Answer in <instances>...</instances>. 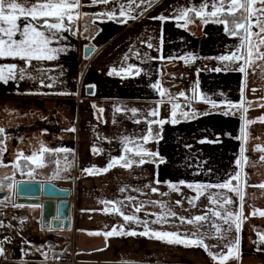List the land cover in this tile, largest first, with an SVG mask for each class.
Wrapping results in <instances>:
<instances>
[{"label":"crops","instance_id":"0c3cea01","mask_svg":"<svg viewBox=\"0 0 264 264\" xmlns=\"http://www.w3.org/2000/svg\"><path fill=\"white\" fill-rule=\"evenodd\" d=\"M229 3L224 0L225 8ZM79 4L72 11L75 18L68 21L65 17V30L49 45L64 49L54 53L56 59L28 62L0 58L6 76V66L16 65V79L0 81V127L5 129L0 133V177L17 171L28 176L23 178L26 180L49 179L71 189L78 217L73 250L82 261L219 264L198 246L168 244L150 236L106 240L103 234H89L114 227L120 230L121 225L124 231L145 230L143 223L129 224L113 211L119 208L125 215L148 221L147 227L153 231L177 232L192 239L197 238L191 235L196 232L206 244L216 245L209 249L213 254L239 236L238 258H230L225 264H264V250L256 246L264 244L258 235L264 234V217L259 215L264 211V189L253 187L264 183V161L260 160L264 155L260 150L264 149V61L256 60L250 68L245 65V74L235 70L243 61L218 59L238 49L246 55V49L240 48L243 33L234 36L226 30L227 25L216 22L223 20L218 14L224 11L211 15L213 5L220 7L219 0H109L108 4L79 0ZM185 10H195L187 12L186 26L183 18L176 19ZM120 11L125 15L120 16ZM197 11L201 15L197 16ZM102 13H115V17L98 15ZM161 16L165 19H158ZM29 21H18L21 29ZM41 30L49 35L48 29ZM15 39L22 37L18 33ZM85 45L94 47L88 57L83 56ZM259 50L264 52V46ZM187 65L196 76L195 92L180 86ZM217 68L222 70L217 72ZM21 74L24 79H20ZM89 85L92 91L87 93ZM242 100L243 108H228L229 102L239 104ZM153 111L157 115L152 116ZM225 111L230 114L224 115ZM161 120L163 124L152 123ZM246 121L254 123L248 124L244 138L241 129ZM73 128L75 131H69ZM149 129L151 135L145 142L143 137L148 136ZM42 146L50 151L41 153ZM58 148L71 151H51ZM137 151L157 155H136ZM26 157H33L28 161L35 169L19 172V160ZM141 159L146 162L140 164ZM114 160L120 162L107 172L90 175L84 171L104 169ZM126 162L132 166H122ZM237 173L239 179L232 184L240 185L243 201L228 189L195 187L224 183ZM70 174L71 180L63 183ZM224 197L234 203L225 204ZM106 207L107 213L103 211ZM137 207L140 212L135 211ZM216 211L222 215L242 212L241 231L237 233L233 226L221 233L224 239L220 240L213 225L222 230L229 225L213 215ZM199 215L208 217L202 226L181 220ZM48 230L61 235L46 247L49 259L60 257L71 246L70 231ZM11 244L12 260L5 263L22 262L13 256Z\"/></svg>","mask_w":264,"mask_h":264},{"label":"snow or ice","instance_id":"6c2138e0","mask_svg":"<svg viewBox=\"0 0 264 264\" xmlns=\"http://www.w3.org/2000/svg\"><path fill=\"white\" fill-rule=\"evenodd\" d=\"M93 4L96 3H103L108 4L109 0H92ZM220 7L217 8L215 5H213V8L215 9L213 12H211L212 16H217L219 12H226L227 15H230L234 17L232 24L233 28L230 29V34L232 35H238L237 30H242L243 32V38L240 45L241 49H246V55L243 53H240V49L237 50V52H233L230 55H225L218 57L221 61H229V62H237V61H243V64L238 68L235 69L241 73L247 74V68L245 65H247L248 68H250L253 64L256 63V60L264 61V52H261L259 49L261 46H264V0H230V3L227 5V8H225L224 0H219ZM259 4L260 7H256V5ZM80 6L79 0H0V58L2 57H13V58H19L21 60H26L28 62H31L32 60L37 61H43V60H54L56 59V56L54 55L57 51H64V49H54L49 47V45L52 43V40L56 38L57 34L61 30H65V17H67L68 21H72L75 17L72 15V11L74 9H78ZM202 7H206L202 6ZM188 11H195V10H185L184 12H181L179 16L176 17L177 20L184 19L185 20V26L187 23V12ZM240 13L239 17L236 18V14ZM120 16H124L125 12L120 11ZM79 13L77 12V16ZM98 15H108L109 18H114L115 13H102ZM196 15H201V12L197 11ZM29 18L31 20L29 21ZM253 18H255V21L253 22ZM21 19L25 21H29L27 24L23 26L21 29L20 24L18 21ZM158 19L164 20L165 17H158ZM42 20V23L40 21ZM51 21V22H50ZM125 22V21H122ZM207 22V21H205ZM216 22L222 23L227 25V20H217ZM256 27L258 28L257 32H253L252 28ZM41 28H46L49 30V35L45 34V31H42ZM228 30V29H226ZM22 37V39H15L17 34ZM255 38V42L253 40ZM148 47H152L151 44L148 45ZM239 53V54H238ZM255 55V59H253ZM181 59L185 60V62H189L187 58L181 57ZM227 67V65H225ZM5 66H0V81L7 82L8 79H16V65H7V76L4 72ZM131 68V66H130ZM221 68L215 69V71L219 72L221 71ZM264 71V69H262ZM21 73H23V70H21ZM113 72H109V75H112ZM139 71L136 72V75H139ZM20 79H24L23 74H21ZM50 86V85H49ZM153 87H158V85H153ZM195 92V89L193 90ZM255 91V90H254ZM66 94V93H62ZM181 96H184V93H180ZM205 102H210L207 98H204ZM213 108H216L217 105L215 101H211ZM179 105H173V108H178ZM244 102L243 100L239 104H232L229 102L228 108H243ZM264 107V105H262ZM247 111V109H244ZM102 111V110H101ZM135 111V110H133ZM208 113H204V115H207ZM224 115H229L230 113L228 111H225L223 113ZM152 116L157 115L155 111L151 113ZM173 116H175V112L172 113ZM185 117H187L188 113L183 114ZM262 121H264V118H261ZM173 123H176L177 121L173 120ZM152 123H159L163 124L164 121H153ZM254 123V121H246L244 126L242 127L241 131L243 133V137L246 138L247 133L245 129L247 128L248 124ZM69 131H75V129H69ZM5 129L0 127V133H4ZM151 135V129H149L148 136L143 137L144 141L146 142ZM241 137H238L240 139ZM203 142V141H202ZM257 149H260V146L257 145ZM264 151V149H260ZM50 151L47 148H44L43 146L40 149V152H47ZM51 151L55 152H69L70 149L66 148H58ZM95 151V149H94ZM129 151H131L129 149ZM244 153V148H241V155ZM136 155H150V156H156L157 153H151V152H141L137 151ZM27 160H32L33 157H26ZM120 159H124L121 157ZM245 161L247 158H244ZM260 160L264 161V155L260 156ZM36 163H40L39 160L35 161ZM119 160H114L111 163H109L108 167L101 169V170H94V169H85L84 171L87 172L90 175L97 174L98 171L107 172L110 168L114 167L116 164H118ZM146 161L141 159L139 161L140 164H144ZM161 163H163V160H161ZM239 164L240 161H237ZM122 166L124 167H131V162H126ZM239 173L232 176L229 180H227L224 183L216 184V185H196L195 187L197 189L204 188V187H215L219 189H228L231 192L236 193L240 200H244V195L241 191L240 185L236 184L233 186L232 181L239 179ZM180 184H184V181H180ZM171 188L176 189L177 185L171 184ZM189 188L193 187V185L189 184ZM253 187H259L260 189H264V183H261L258 186ZM153 192L157 191V189L153 188ZM166 195V194H165ZM217 201L214 199L212 203H216ZM102 203L105 204H113L114 202L111 201H102ZM179 203V202H177ZM224 203L225 204H233L234 201L232 199H229L227 197H224ZM104 212H108L109 209L106 207L103 209ZM114 212L119 213L123 220L131 223H143L145 226V230L142 232L137 233L136 231H124V226H120V230H117V228H112L111 231L105 232V233H89L90 235H101L103 234L105 236V239L107 240L109 237L113 236H150L157 240L165 241L168 244H181L185 246H198L202 247L205 251L208 252V255L214 260H218L219 264H225L226 261H228L230 258H238L239 253V246H240V238L239 236L235 237L229 244H225L222 246L221 251L218 253L213 254L209 249L212 247H216V245H209L204 242V239L197 235L196 232H193L191 235L195 236L197 238L192 239L189 237H182L181 234L177 232H160V231H153L147 227L148 221L141 222L138 217L135 215H125L119 208H114ZM136 212H140L141 208L137 207L135 209ZM256 211H253L252 215H255ZM171 215L175 216V213H171ZM214 216L220 217L221 220L224 221L225 224H228L229 227L227 229H223L219 225H213V228L215 232L218 234V238L220 240L224 239V235L221 233H227L231 230V228L234 226L235 231L239 233L241 231V223L243 219V214L241 213H233L231 211L226 212V214H221V212L216 211L213 213ZM259 215L264 217V211H260ZM208 219L207 215H199L195 216L193 218L187 219L184 221V218H181L182 222H186L189 225L197 224L202 226V222L206 221ZM159 222V220L154 221ZM210 235V234H207ZM260 243H264V234H258ZM3 253V248L0 247V254Z\"/></svg>","mask_w":264,"mask_h":264},{"label":"rangeland","instance_id":"374dc122","mask_svg":"<svg viewBox=\"0 0 264 264\" xmlns=\"http://www.w3.org/2000/svg\"><path fill=\"white\" fill-rule=\"evenodd\" d=\"M65 81L66 77L63 82L64 84L66 83ZM57 83L62 84V82ZM17 170L21 172L18 168ZM16 172L17 171H12L10 173L11 178L7 186H4L3 178L7 177L8 174L2 178L0 177V189L3 188L9 191L5 197L0 199V241L4 238L13 243V256L21 259L22 262L5 264H37L34 260H47L51 257V255L47 253L46 247L53 244L51 240H54L58 233H55V230L49 231L41 227L40 210L39 206H36L37 204L18 203L15 200V182L19 179L28 177L21 176L22 174ZM34 172L38 173L37 170H34ZM38 174L41 175V173ZM34 175L35 174H32L31 176ZM70 176L71 174L68 179L65 176L63 178V183L69 182L71 180ZM41 178H43V175H41ZM75 200L76 196L74 197V201ZM77 218L76 215V219ZM58 236L61 237V235ZM28 259L31 261H26Z\"/></svg>","mask_w":264,"mask_h":264},{"label":"water","instance_id":"95a60500","mask_svg":"<svg viewBox=\"0 0 264 264\" xmlns=\"http://www.w3.org/2000/svg\"><path fill=\"white\" fill-rule=\"evenodd\" d=\"M94 47L85 45L83 56L88 57ZM92 86L86 87L90 93ZM16 201L37 204L40 210V224L44 229L69 227V212L71 206V189L67 186H59L52 181L19 179L14 184ZM9 191L0 189V199Z\"/></svg>","mask_w":264,"mask_h":264},{"label":"built area","instance_id":"2783aa9c","mask_svg":"<svg viewBox=\"0 0 264 264\" xmlns=\"http://www.w3.org/2000/svg\"><path fill=\"white\" fill-rule=\"evenodd\" d=\"M193 70L190 66H186L184 70V75L180 80V86L183 87L186 90H193L195 81L193 80ZM74 200V199H73ZM70 225H69V231H70V240H71V246L69 250L61 255L60 257H56L53 259H47L43 262L49 263V264H93L92 262L86 263L83 262L80 259H77L74 255V240H75V231H76V208L73 205L71 206L70 214ZM57 237L54 239L56 240ZM258 249L264 250V244H258L256 245ZM0 247L3 248V253L0 254V264H4L7 261L12 260V251L13 246L11 242L7 241L6 239H1L0 241Z\"/></svg>","mask_w":264,"mask_h":264},{"label":"trees","instance_id":"16d2710c","mask_svg":"<svg viewBox=\"0 0 264 264\" xmlns=\"http://www.w3.org/2000/svg\"><path fill=\"white\" fill-rule=\"evenodd\" d=\"M240 15V13H237L236 14V18H238ZM218 17L219 18H222L223 20H227L228 21V24H227V31L230 32L229 30L233 28V24H232V21L234 19V17L230 16V15H227L226 12H222L220 14H218ZM238 34H242V30H237ZM18 169L22 172V171H25L27 169H35V165L32 164L31 162H29L28 160H25V159H20L19 160V165H18ZM11 178V175H8L7 177H4L3 178V182H4V186H7L8 185V182ZM39 264H49V263H44V262H40Z\"/></svg>","mask_w":264,"mask_h":264},{"label":"bare ground","instance_id":"6f19581e","mask_svg":"<svg viewBox=\"0 0 264 264\" xmlns=\"http://www.w3.org/2000/svg\"><path fill=\"white\" fill-rule=\"evenodd\" d=\"M193 80L194 81L196 80V76L195 75L193 76ZM83 262H86V261H83ZM86 263H89V262H86Z\"/></svg>","mask_w":264,"mask_h":264},{"label":"flooded vegetation","instance_id":"af4514ba","mask_svg":"<svg viewBox=\"0 0 264 264\" xmlns=\"http://www.w3.org/2000/svg\"><path fill=\"white\" fill-rule=\"evenodd\" d=\"M16 198V197H15Z\"/></svg>","mask_w":264,"mask_h":264}]
</instances>
